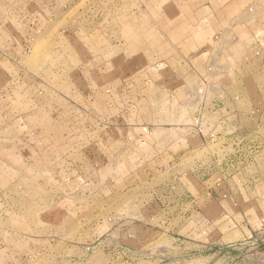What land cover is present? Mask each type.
<instances>
[{
	"label": "rangeland",
	"instance_id": "1",
	"mask_svg": "<svg viewBox=\"0 0 264 264\" xmlns=\"http://www.w3.org/2000/svg\"><path fill=\"white\" fill-rule=\"evenodd\" d=\"M225 4L0 0V264H252L264 63Z\"/></svg>",
	"mask_w": 264,
	"mask_h": 264
},
{
	"label": "crops",
	"instance_id": "2",
	"mask_svg": "<svg viewBox=\"0 0 264 264\" xmlns=\"http://www.w3.org/2000/svg\"><path fill=\"white\" fill-rule=\"evenodd\" d=\"M191 1V0H185V2ZM260 0H246L243 5H241L242 0H224L225 5L222 7H217L221 9V13H226V16H223L224 18L219 19V23L217 22V25H214L212 27L213 29H217V26L219 28L216 30L217 33L224 32L222 39L227 37H233L234 41H237L233 43L234 45H237L239 49L243 48V52H240V57L237 59V61H242L243 54L248 53L252 54V52L259 51L260 54L258 57H252L250 60H255L258 63L263 62L264 63V0L262 3H258L257 7L255 6V2H259ZM212 8V7H211ZM232 8L231 19L230 21L229 14L227 11ZM251 9V11H249ZM176 7H169L167 8L166 13H176ZM189 10V9H188ZM203 8H199L200 13L203 11ZM164 11V10H163ZM162 11V12H163ZM254 11L256 14H253ZM190 12L191 8H190ZM184 14H186V9H184ZM202 14V13H201ZM237 16V18H235ZM224 20H226V23H224ZM207 21V18H206ZM229 21V22H228ZM222 24V25H221ZM221 25V26H220ZM175 24L171 25V23H168V31H175ZM207 31V27L199 30L200 33H203L205 35ZM229 36H228V35ZM228 40V39H227ZM231 40V39H230ZM258 67V66H257ZM262 70L260 73L264 72V65L263 68L259 69ZM255 71V72H252ZM248 72L251 73V75H255L258 73V68L256 69L254 66H249ZM253 73V74H252ZM251 246L243 245V247H237L239 250V254H242L241 250H244L246 247H248V250H245L248 255V260L252 264H264V246L258 247L254 243H250ZM254 246H253V245ZM259 248V249H258ZM224 251V248H220L217 251V254H221Z\"/></svg>",
	"mask_w": 264,
	"mask_h": 264
},
{
	"label": "built area",
	"instance_id": "3",
	"mask_svg": "<svg viewBox=\"0 0 264 264\" xmlns=\"http://www.w3.org/2000/svg\"><path fill=\"white\" fill-rule=\"evenodd\" d=\"M249 11H251V9H250ZM254 242H255V241H254ZM259 246H264V244H262V243H259Z\"/></svg>",
	"mask_w": 264,
	"mask_h": 264
}]
</instances>
